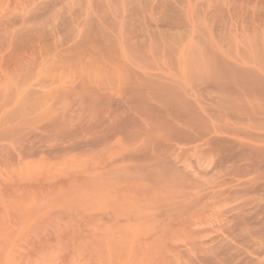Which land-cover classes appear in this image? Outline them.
I'll return each mask as SVG.
<instances>
[{
    "label": "rangeland",
    "instance_id": "374dc122",
    "mask_svg": "<svg viewBox=\"0 0 264 264\" xmlns=\"http://www.w3.org/2000/svg\"><path fill=\"white\" fill-rule=\"evenodd\" d=\"M263 78L264 0H0V264H264Z\"/></svg>",
    "mask_w": 264,
    "mask_h": 264
},
{
    "label": "bare ground",
    "instance_id": "6f19581e",
    "mask_svg": "<svg viewBox=\"0 0 264 264\" xmlns=\"http://www.w3.org/2000/svg\"><path fill=\"white\" fill-rule=\"evenodd\" d=\"M206 66H207V65H206ZM206 66H205V67H206ZM203 69H204V68H203ZM209 69H210V68H209ZM218 69L223 70V69H221V67H220V68L217 67V70H218ZM215 70H216V69H215ZM217 70H216V71H217ZM220 70H219V72H220ZM260 71H261V70H260ZM217 72H218V71H217ZM221 72H222V71H221ZM257 72H258V71H257ZM222 74H223V73H222ZM219 75H221V74H219ZM146 76H147V75H146ZM241 76H242V75H241ZM247 76H248V75H247ZM254 76H255V75H254ZM239 77H240V76H239ZM239 77H238V78H239ZM244 77H246V76L243 75V77H240V78H241V79H244ZM248 77H249V76H248ZM250 77H251V76H250ZM153 78H155V77H153ZM153 78H152V79H153ZM240 78H239V79H240ZM253 78H254V77H253ZM256 78H257V77H256ZM259 78H260V77H259ZM217 79H218V78H217ZM224 79H225V78H224ZM236 79H237V77H236ZM239 79H237V80H239ZM246 79H248V78H246ZM246 79H245V80H246ZM263 79H264V78H263ZM215 80H216V79H215ZM218 80H219V79H218ZM245 80H244L245 83H243V82H242V83L245 84L246 86H247V85H251V84L253 83V81H255V80H253L252 83L249 84L250 82H248V80H247V84H246V81H245ZM241 81H243V80H240V82H241ZM256 81H257V80H256ZM260 81H262V79H261ZM211 82H213V80H211ZM220 82H221V81H220ZM236 82H237V81H236ZM258 82H259V81H257V83H258ZM257 83H255V84H257ZM144 84H146V83L144 82ZM215 84H217V83H215ZM218 84H219V83H218ZM223 84H225V83H223ZM227 84H228V83H227ZM227 84H226V86H228ZM238 84H240V83H238ZM243 84H242V85H243ZM261 84H262V83L259 82V84H257V85L260 86V87L262 88L263 85H261ZM263 84H264V83H263ZM158 85H159V84H158ZM220 85H222V83H221ZM245 85H244V86H245ZM253 85H254V83H253ZM257 85H255V86H257ZM153 86H154V85H153ZM216 86H217V85H216ZM222 86H224V87L226 88L225 85H222ZM219 87H220V86H219ZM242 87H243V86H242ZM249 87H252V86H248V88H247V87H244V88H245V90H246V88H247V90H248ZM260 87H259V88H260ZM147 88H149V87H147ZM222 88H223V87H222ZM231 88H232V87H231ZM254 88H255V87H254ZM254 88L252 87V88H250L249 90L252 91L253 93H255V91H256L257 89H258V90H263V88H262V89H261V88L259 89L258 87H256L255 89H254ZM155 89H156V88H155ZM226 89H227V88H226ZM251 89H252V90H251ZM253 89H254V91H253ZM148 90H149V89H148ZM222 90H223V89H222ZM224 90H225V89H224ZM247 90H246V91H247ZM249 90H248V91H249ZM258 90H257L256 92H258ZM229 91H230V90H229ZM241 91H242V90H241ZM246 91H245V92H246ZM163 92H164V91H162V93H163ZM165 92H166V91H165ZM183 92H184V91H183ZM224 92H225V91H224ZM252 92H251V93H252ZM259 92H260V93L262 92V94L264 93L263 91H259ZM142 93H143V92H142ZM229 93H230V92H229ZM160 94H161V93H160ZM163 94H164V93H163ZM170 94H172V93H170ZM226 94H228V93H226ZM226 94H225V95H226ZM239 94H240V93H239ZM153 95H154V94H153ZM225 95H223V96H225ZM229 95H230V94H229ZM234 95H235V94H234ZM236 95H237V94H236ZM253 95H255V94H253ZM245 96H246V95H245ZM245 96H244V97H245ZM260 96H261V94H260ZM262 96H263V95H262ZM262 96H261V97H262ZM146 97H147V96H146ZM148 97H150V96H148ZM225 97L228 98V96H225ZM231 97H232V96H231ZM233 97H234V96H233ZM163 98H164V96H163ZM262 98H264V96H263ZM167 99H168V97H167ZM219 99H220V98H219ZM233 99H235V98H233ZM239 99H240V98H239ZM257 99H258V97H257ZM225 100H226V101H224V102H228V103H230L229 101H230L231 99H230V98H228V99L225 98ZM228 100H229V101H228ZM259 100H260V99H259ZM177 101H178V100H177ZM218 101H220V100H218ZM236 101H237V100H236ZM256 101H257V100H256ZM224 102H222V103L219 102V103H220V104H225ZM234 102H235V101H234ZM240 102H241V101H240ZM240 102H238V104H239ZM174 103H175V102H174ZM228 103H227V104H228ZM232 103H233V102H232ZM178 104H179V103H178ZM234 104H235V103H234ZM228 105H229V104H228ZM236 105H237V104H236ZM254 105H255V104H254ZM260 105H261V104H260ZM260 105H259V106H260ZM175 106H176V105H175ZM225 106H226V104H225ZM231 106H232L231 108H233V105H231ZM247 106H248V105H247ZM223 107H224V106H223ZM223 107H222V108H223ZM224 108H225V107H224ZM227 108H228V107H227ZM229 109H230V108H229ZM189 112H190V111H189ZM189 116H190V115H189ZM209 132L211 133L212 131H209ZM203 133H204V132H203ZM204 134H205V133H204ZM215 138H216V137H215ZM225 142H226V141H225ZM226 143H227V142H226ZM228 146H229V145H228ZM227 148H228V147H227ZM231 148H232V147H231ZM241 148H242V147H241ZM232 149H233V148H232ZM240 150H241V149H240ZM231 152H232V151H231ZM231 152H230V153H231ZM238 156H239V155H238ZM233 158H235V157H233ZM239 158H240V157H239Z\"/></svg>",
    "mask_w": 264,
    "mask_h": 264
}]
</instances>
